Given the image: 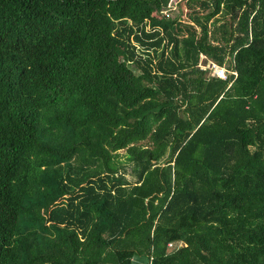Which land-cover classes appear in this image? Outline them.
<instances>
[{
	"label": "trees",
	"instance_id": "obj_1",
	"mask_svg": "<svg viewBox=\"0 0 264 264\" xmlns=\"http://www.w3.org/2000/svg\"><path fill=\"white\" fill-rule=\"evenodd\" d=\"M176 1L0 0V264H264V0Z\"/></svg>",
	"mask_w": 264,
	"mask_h": 264
},
{
	"label": "rangeland",
	"instance_id": "obj_2",
	"mask_svg": "<svg viewBox=\"0 0 264 264\" xmlns=\"http://www.w3.org/2000/svg\"><path fill=\"white\" fill-rule=\"evenodd\" d=\"M177 3H178V5H177ZM189 12L190 11H189V9H188V7L186 5V1L185 0H177L174 5H172L171 7L167 8V9H165L162 12V14L164 16L170 17L171 19H179L182 22L191 24V21L188 18V13ZM209 67H210V62L207 61L203 56H200V59H199V68L200 69H203V70L209 71ZM206 76L209 77L208 74H206ZM122 153H124V151H121V154ZM79 161H80V159H78V161L71 160L70 164L71 165H74V164H76ZM127 179H128L129 182H132L133 181L129 177V175H127ZM139 260L141 262H145V259H139ZM134 262L137 263V260L134 259Z\"/></svg>",
	"mask_w": 264,
	"mask_h": 264
},
{
	"label": "built area",
	"instance_id": "obj_3",
	"mask_svg": "<svg viewBox=\"0 0 264 264\" xmlns=\"http://www.w3.org/2000/svg\"><path fill=\"white\" fill-rule=\"evenodd\" d=\"M207 71V70H204ZM209 78L210 79H218L221 81H225L227 79V76L229 73H227L223 68H219L217 66H215V64L210 62V67H209V71H207ZM234 77L236 76L235 73L231 74ZM169 248L174 247V244H168Z\"/></svg>",
	"mask_w": 264,
	"mask_h": 264
}]
</instances>
